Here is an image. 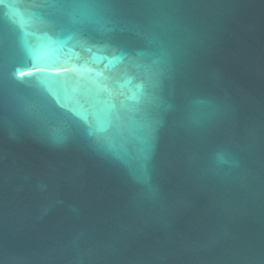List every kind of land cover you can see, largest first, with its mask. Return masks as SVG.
Returning <instances> with one entry per match:
<instances>
[{
    "label": "water",
    "instance_id": "water-1",
    "mask_svg": "<svg viewBox=\"0 0 264 264\" xmlns=\"http://www.w3.org/2000/svg\"><path fill=\"white\" fill-rule=\"evenodd\" d=\"M0 264H264V0H0Z\"/></svg>",
    "mask_w": 264,
    "mask_h": 264
}]
</instances>
